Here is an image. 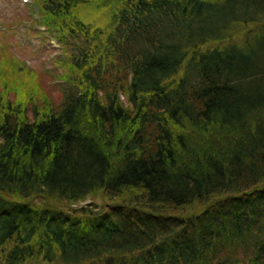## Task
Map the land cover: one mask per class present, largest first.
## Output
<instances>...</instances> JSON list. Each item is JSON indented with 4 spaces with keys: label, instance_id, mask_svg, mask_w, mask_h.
Here are the masks:
<instances>
[{
    "label": "trees",
    "instance_id": "16d2710c",
    "mask_svg": "<svg viewBox=\"0 0 264 264\" xmlns=\"http://www.w3.org/2000/svg\"><path fill=\"white\" fill-rule=\"evenodd\" d=\"M35 1L67 86L0 93V264H264V0Z\"/></svg>",
    "mask_w": 264,
    "mask_h": 264
},
{
    "label": "rangeland",
    "instance_id": "374dc122",
    "mask_svg": "<svg viewBox=\"0 0 264 264\" xmlns=\"http://www.w3.org/2000/svg\"><path fill=\"white\" fill-rule=\"evenodd\" d=\"M35 3L38 4L34 0H0V93L4 92L6 80H12L9 89L16 91L10 93L12 100L16 93L22 98L30 93L37 99L45 94L59 103L61 89L67 84L60 79L64 66L58 61L65 56L60 44L43 31ZM79 15L84 21L102 26L108 14L91 3L79 9ZM120 99L127 104L123 95ZM28 106L31 108V103ZM103 201L101 194H93L72 206L77 210L81 207L88 211L103 210ZM199 207L195 203L187 211L197 212Z\"/></svg>",
    "mask_w": 264,
    "mask_h": 264
},
{
    "label": "water",
    "instance_id": "95a60500",
    "mask_svg": "<svg viewBox=\"0 0 264 264\" xmlns=\"http://www.w3.org/2000/svg\"><path fill=\"white\" fill-rule=\"evenodd\" d=\"M82 209V208H81Z\"/></svg>",
    "mask_w": 264,
    "mask_h": 264
}]
</instances>
